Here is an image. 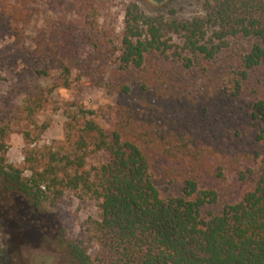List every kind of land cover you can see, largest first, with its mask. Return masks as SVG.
I'll list each match as a JSON object with an SVG mask.
<instances>
[{
    "label": "rangeland",
    "instance_id": "obj_1",
    "mask_svg": "<svg viewBox=\"0 0 264 264\" xmlns=\"http://www.w3.org/2000/svg\"><path fill=\"white\" fill-rule=\"evenodd\" d=\"M131 1L147 14L175 10L178 18L189 19L202 13L203 0ZM131 1L0 0V155L28 178L47 167L49 152L72 154L83 136L88 146L83 170L93 171L108 158L85 136V122L94 121L110 134L122 124L118 100L123 85L139 77L150 84L158 74L178 77L187 88L180 96L157 99L158 126L169 124L174 134L180 130L189 148L201 150V185H220L222 200H236L243 189L236 179L253 149L246 103L264 95V85L232 97L227 76L232 63L223 56L191 71L178 72L152 57L140 73L122 71L118 56L125 7ZM37 46L44 52L47 76L36 72L43 68L31 54ZM61 63L70 67L67 86ZM174 145L180 144L174 140ZM165 146L161 142L153 151L155 176L162 192L179 191L182 174L195 173L197 162L170 157L162 153ZM218 168L225 181L214 178ZM57 188L63 196L54 207L44 202L36 208L28 196L0 181V264H75L64 240L81 242L92 259L107 258L86 223L99 219L96 203L69 187Z\"/></svg>",
    "mask_w": 264,
    "mask_h": 264
},
{
    "label": "trees",
    "instance_id": "obj_2",
    "mask_svg": "<svg viewBox=\"0 0 264 264\" xmlns=\"http://www.w3.org/2000/svg\"><path fill=\"white\" fill-rule=\"evenodd\" d=\"M31 54L42 63L36 72L47 76L43 50L37 46ZM222 56L232 63L227 70L232 97L264 85V0H203L202 13L189 19L178 18L175 10L147 14L133 1L125 7L122 71L140 73L151 57L178 72L191 71ZM60 69L67 86L70 67L61 63ZM158 75L156 82L139 77L120 88L117 130L107 134L94 121L85 122V136L108 158L104 164L83 170L88 146L80 136L72 154L49 152L47 167L28 178L0 155V181L28 196L36 208L44 202L54 207L63 196L57 187L96 203L99 219L86 223L108 256L92 259L81 242L64 240L75 264H264V95L246 103L253 149L236 179L243 189L236 200H222L220 185L199 181L201 150L189 148L180 130L174 134L169 124L158 126L157 99L180 96L187 88L181 78ZM161 142L162 153L197 162L195 173L182 174L179 191L162 192L158 185L152 156ZM214 178L226 180L222 168Z\"/></svg>",
    "mask_w": 264,
    "mask_h": 264
},
{
    "label": "water",
    "instance_id": "obj_3",
    "mask_svg": "<svg viewBox=\"0 0 264 264\" xmlns=\"http://www.w3.org/2000/svg\"><path fill=\"white\" fill-rule=\"evenodd\" d=\"M157 3H163L165 0H155Z\"/></svg>",
    "mask_w": 264,
    "mask_h": 264
}]
</instances>
